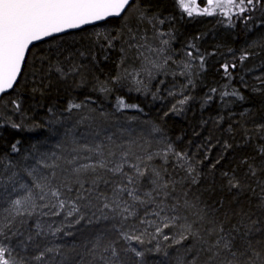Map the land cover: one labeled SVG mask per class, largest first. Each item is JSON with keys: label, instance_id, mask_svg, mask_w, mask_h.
Listing matches in <instances>:
<instances>
[{"label": "trees", "instance_id": "1", "mask_svg": "<svg viewBox=\"0 0 264 264\" xmlns=\"http://www.w3.org/2000/svg\"><path fill=\"white\" fill-rule=\"evenodd\" d=\"M173 2L139 0L138 5L150 14L170 17L172 21L169 28L176 43L194 52L199 65V56H205L204 69L196 71L188 110L184 115L178 116L159 108L151 110L148 104L139 99H125L127 104L139 105V108L127 110L149 120L161 130L163 137L176 151L186 152L190 158L189 164L184 163V167H179L178 161L171 164L164 171L163 178L170 185L172 194L180 195L178 209L182 214L179 216L185 217L188 223L196 222L197 225L193 224V227L197 233H191L192 239H184L179 243L170 240L161 242L155 257L161 261L160 264H175L176 257H184L176 264L255 263L257 257L260 261L264 258V207H261L264 204V156L259 153V148L264 147V127H260L264 125V38H261L264 35V6L246 13L250 17L247 21L233 16L230 26L227 18L222 16L189 17L178 12ZM133 4H136L135 0ZM106 22L116 27L120 18ZM88 30L89 27L32 46L18 84L4 96L16 97L24 103L33 99V103L55 105L58 109L67 106L70 96L67 95L68 92L61 90L56 78H51L49 82L44 79L36 86H30L28 82L21 80L24 75L26 78L29 76L32 66H36L34 69L38 72L41 69L42 73L47 71V64L44 62L33 65L36 57L47 58L48 62L54 64L58 56L54 53L57 50L61 55L60 60L64 59L66 51L79 47L84 50L81 37ZM250 42L253 44L250 45ZM190 45H195V48ZM45 47L50 51H45ZM89 50L90 48H85L84 51ZM244 52H248L249 56L241 62L239 57ZM99 60L100 64L93 66L94 68L89 66L92 72H88L94 76H98L100 72L102 74L99 75H112L115 58L111 56L107 62ZM225 63L236 65L234 69L230 68V77L224 74L221 67ZM213 88L217 89L216 93H211ZM233 90L239 91L245 99L240 101L233 96L222 98V93H231ZM207 95H212L213 99L205 104ZM17 135V131L13 129L4 130L0 137V151L11 149L13 143L20 141ZM225 143L231 147L225 148ZM189 165L195 168L192 176L186 171ZM252 170L255 175H252ZM224 173H228L227 178ZM231 178H234L233 182H240V188H229L228 181ZM193 179L196 180L195 183L192 182ZM81 196L89 199L86 192L82 193L78 186L73 185V191L67 194L65 204L69 207L71 201L79 209L68 221L64 222L62 216L66 211L61 210V216L54 215L50 222L41 221L36 230H23L18 243L24 251L22 254L25 261L38 264L32 260L38 250L58 248V252L47 254L45 264H105V261L112 264L111 253L105 254L103 248L116 241L118 231L113 230L109 223L97 220L98 217L91 219V210L98 211L101 206L100 198L86 200ZM186 201L190 207L192 205L196 208V218H192L190 211L193 207H186ZM86 215L89 217L86 218ZM83 217L86 219L80 221ZM77 218L79 222L75 223ZM253 221L256 223L253 224ZM60 223L69 226L61 232L55 231L59 229L56 226ZM221 226L224 228L223 232L219 231ZM29 236L33 237L31 241L27 239ZM221 236L231 241L230 248H225L223 243L217 246L216 242ZM97 244L99 247H94ZM118 251L123 264H127L128 258L124 251ZM102 255L104 260H101ZM154 261L156 263V259ZM143 264L150 263L145 261Z\"/></svg>", "mask_w": 264, "mask_h": 264}, {"label": "rangeland", "instance_id": "2", "mask_svg": "<svg viewBox=\"0 0 264 264\" xmlns=\"http://www.w3.org/2000/svg\"><path fill=\"white\" fill-rule=\"evenodd\" d=\"M173 4L174 8L181 12L174 2ZM197 4L200 8L206 7L207 0H197ZM137 7L144 10L140 5L133 4L128 13L127 23L121 17L116 27L108 25L107 22L89 27V30L81 37L84 50L90 48L89 51L86 52L80 47L72 49L66 51L64 59L61 60L58 51L55 61H61L66 70L74 65L77 66L79 68L78 73L70 74L66 79L61 80L52 72L41 79L44 73L38 72L34 69L36 66H32L33 69H31L29 76L27 78L25 75L23 76L21 82H28L30 86H36L44 79L49 82L51 78H56L61 90L68 92L67 95L70 96V100L77 103L87 100V103L80 109H74L71 113H68L65 111L67 106L58 109V106L55 105L45 106L42 103H33L34 100L31 99L27 103L19 100L22 107L17 112L12 104L13 100H17L16 97L4 96L0 99V137L4 130L10 128L17 131V138H20L18 153H13L11 149L0 151V223H7L11 219L13 225L11 232L20 234L12 241L14 251L11 256L17 264H29L27 260V262L24 260L22 254L24 251L18 243L24 229L35 228L36 230V227H40L41 221L50 222L54 215L56 217L61 216V210L66 211V214L62 216L64 222L68 221L70 219L68 213L72 211L73 205L75 207L77 205L76 203H70L69 207H66L65 204L64 208H60L59 201L52 197L50 193L41 201L38 196L42 193L34 189L33 191L37 197L36 208L35 210L31 207L28 208L32 215L29 216L27 213L23 216L14 215L9 208V204L10 200L17 198V196L15 193L9 196V192L15 186L23 194L22 190L19 189V185L21 183H31V178L24 172L25 168H35L34 174L37 178L44 176L51 178L52 173L55 172L56 176L52 180L51 186L60 187L61 198L64 200L67 199V194H71L72 191L69 192L67 187H61V185H67L72 189L73 185L78 186L82 193H87L89 199L83 196L86 200L100 198L101 206H99L98 211L91 210L93 213L91 219L98 217L97 220L109 223L115 231L122 229L131 234L142 236L143 244L136 241L130 242L137 250L145 253L142 258H137L130 251H124L129 242L116 239V247H118V250L122 249L128 258L127 264H137L139 260H143V263L146 261L150 264H160L161 261L157 260L158 258L155 256L157 255L156 248L159 246L160 250L161 242L164 243L168 240L174 243L177 240L181 242L180 237L182 235H186L187 239H192V234L197 233L193 227L196 222L188 223L185 217L179 216L182 214L181 210L178 209L180 195L172 194V191L169 190L170 185L167 189L168 196L166 198L161 192V196L156 197L153 203L145 204L142 207L137 205V215L127 220H122L121 216H118L112 207L104 208L105 203L114 207L115 203L120 202L116 199L115 189L118 185L122 186L127 183V176H134L135 170L127 165L123 169L127 176L113 174L107 168H97L95 172L89 170L87 173L81 174L79 182L73 183V180H76V176L72 173L73 167L90 161L103 160L108 168H112L122 162L123 153L126 152L128 153L129 164H138L142 170H148L147 175L138 179L135 185H129V187H136L143 197L144 193L152 191V170L160 171L161 183H164V171L168 170L171 164L174 165L177 162L176 157L171 154L165 162L163 153L170 143L163 137L161 130L149 120L138 117L134 111L127 110V108L117 111V98L123 97L125 100L131 97L133 100L139 99L148 104L151 110L159 108L164 112L170 111L172 106L177 104L184 96L191 97L195 86L196 71L200 69V65L194 52L191 51L193 56L189 57L187 55L189 50L180 47L176 43L173 32L169 28L172 21L170 17L167 15L156 16L146 10V15L151 19V22L148 20L141 22L137 19ZM215 16L222 15L217 14L209 17ZM161 20H163V23H160ZM97 33L100 35L98 36ZM161 33L163 35H160ZM133 35L135 39L132 38ZM113 36H118L119 39L113 40L112 47L109 48L108 40ZM261 38H264V35ZM163 40H167L168 44H162ZM249 44L253 43L250 42ZM48 47L51 48V46ZM49 48L45 47V51H50ZM161 48L164 49L162 53L159 51ZM152 49H157V51L154 52ZM80 52H84L86 55L81 57ZM93 55L96 57L95 60L92 59ZM111 56L115 58V69L112 75L109 73L104 74V76L99 75L102 74L100 72L98 76H94V74L88 72L91 71V68L100 64L99 58L102 62H107ZM105 57L107 58L105 59ZM166 58H169L167 63H165ZM35 59L33 65L37 62L41 65L44 62L47 64L46 70H48L51 61L48 62L42 57H36ZM150 62L161 64L163 67L156 70L152 68ZM185 63L191 64V67L187 70L184 68ZM148 69H151L152 76H149ZM182 71H186L188 75H180ZM118 75L121 76V80L114 82L113 78ZM133 78L142 81V83L137 84ZM189 80L192 81L191 85L184 87ZM100 82H104L111 90L108 92L99 91ZM138 87L141 89L140 91L136 90ZM170 92L175 93V95H169ZM190 102L191 99L183 106L178 105L182 109L178 113L172 111L170 113L178 116L184 115ZM49 109H52V111L50 112ZM229 114H232V112H229ZM12 123L21 124L22 127L14 129L11 127ZM37 125L40 127H36ZM85 144L90 148L100 145L103 155L99 156L94 152L84 150L83 145ZM109 153H113V155H109ZM74 156L77 157L76 161L73 165H69L67 161ZM148 157H152V159L149 160ZM41 158L46 163L55 165V167L43 168L37 165L36 161ZM186 163L189 164V161H186ZM13 176L14 180H10V177ZM94 181L95 183H93ZM80 183H83V188L80 187ZM162 199L164 200L163 207L166 209L164 215L169 218L178 217V220L173 226L165 228L162 234H157L155 232L156 226H162L160 218L145 215V213L151 214L158 210ZM120 200L131 203L126 194H123ZM173 205L176 206L175 210H172ZM192 207L191 205L190 208ZM77 208L79 209L78 206ZM57 213L59 214L57 215ZM190 213L193 215L192 218L197 217L196 208L193 207ZM88 217L86 215V218ZM86 218L83 217L80 221H84ZM78 219L74 220L75 223ZM142 219L145 221L144 223H141ZM149 220H155L156 224L149 225L147 223ZM189 224L192 225L191 235L186 231V225ZM67 226L69 224L61 225L60 223L56 227L61 232ZM11 232L8 234L10 235ZM164 236H168L169 239L165 240ZM154 259H156V263ZM181 259H184V257L180 259L176 257V263ZM256 259L255 263L249 264H264V258L261 261L259 257ZM231 264H235V262Z\"/></svg>", "mask_w": 264, "mask_h": 264}, {"label": "snow or ice", "instance_id": "3", "mask_svg": "<svg viewBox=\"0 0 264 264\" xmlns=\"http://www.w3.org/2000/svg\"><path fill=\"white\" fill-rule=\"evenodd\" d=\"M134 0H0V94L7 93L9 90H14L15 86L18 84V77L22 74V66L26 63V53L30 51V46H34V42H42L48 38L55 39L57 34L67 33L68 30L71 29H79L83 25L92 24L98 21H104L110 17L123 18L124 22L127 23L129 16V10L133 7ZM136 4H139V0H135ZM174 3L178 7V9L182 13H186L189 17L201 16V15H222L227 18L229 25L231 26L233 23V16H239L245 21H247L250 17L246 15L251 11H254L258 6H264V0H207V6L200 8L197 4V0H174ZM235 10V11H234ZM136 11L138 12L137 19L141 22L144 20H148L151 22V19L146 15V9L141 10L137 7ZM163 23V20L160 21ZM131 31V29H129ZM99 36L100 34L97 33ZM160 35H163L161 33ZM135 39V36L132 37ZM119 39L118 36H113L108 40V47H112V41ZM162 44H168L167 40H163ZM63 46L61 45V48ZM143 47V46H141ZM190 47L195 48V45H190ZM152 51H157V49H152ZM162 53L164 51L163 48L159 49ZM198 51V49H197ZM58 55V50L56 53ZM86 53L80 52V56L84 57ZM143 55V53H141ZM189 57L193 56V53L189 51L187 53ZM249 56L248 52H244L240 57V61L243 62ZM107 57H105L106 59ZM46 60L47 58H42ZM92 59L95 60L96 57L93 55ZM167 59H165V63H167ZM200 68L204 69L205 56H199ZM152 64V68L156 70H160L163 65L157 64L155 62H150ZM191 64L185 63V70L189 69ZM224 74L226 76H231L230 68L234 69L236 65L234 63L229 64L225 63L221 65ZM42 71V69L40 70ZM79 68L77 66H72L67 70L63 66V63L59 60L54 65H49L47 72H44L41 79L44 76L54 72L57 77L61 80L66 79L70 74L78 73ZM149 76H152L151 69H148ZM180 75L185 76L188 75L186 71H182ZM135 80V78H133ZM121 80V76H116L113 78L114 82H119ZM137 84L142 83L140 80H135ZM192 81L189 80L188 84L184 87H188L191 85ZM109 89L104 82L99 83V91L108 92ZM140 91L141 89L138 87L136 89ZM35 91V89H33ZM217 89H211V93H216ZM155 96V94H153ZM169 95H175V93L170 92ZM222 98L226 96H233L236 100H244L245 97L237 90H233L231 93L224 92L221 94ZM190 99V96H184L180 99L177 104L172 106L170 111L179 112L182 109L179 106L185 105ZM213 99L212 95H207L205 98V104L210 102ZM87 103V100L77 103L70 100L67 103V107L65 109L66 112L71 113L74 109H80L84 104ZM12 104L17 112L21 110V102L19 100H13ZM203 106V105H202ZM126 108H139V105L135 104H127L123 97L117 98V111ZM51 112L52 109H49ZM168 113H165L167 115ZM11 127L14 129H20L22 127L21 124L12 123ZM36 127H40L37 125ZM260 127H264L261 125ZM155 131V130H154ZM19 141L13 143L11 145V151L13 153H18ZM231 145L225 143V148H229ZM84 150L89 152H94L99 156L103 155L100 145H96L95 148H90L87 144L83 145ZM259 153L261 156H264V147L259 148ZM169 154L176 157L179 167H184V163L186 161H190V158L186 152L176 151L171 144H168L166 149L164 150V158L165 162H167ZM109 155H113V153H109ZM128 153H123L122 162L115 167L108 168V165L103 160H96L94 162L90 161L89 163L80 164L79 166H75L72 168V173L76 176V180H73V183L79 182V176L83 173H87L89 170L95 172L97 168H107L108 171L113 174H124L127 176V173L123 172L125 165L129 168L134 169V176H127V183L122 186L118 185L115 189L117 202L114 207L111 204L105 203L103 205L104 208H113V211L116 212L118 216H121L122 220H127L129 218L135 217L137 215V205L141 207L145 204H151L154 202L156 197L161 196V192H163L164 197L168 196V182L161 183L162 176L159 170H152V191L144 193L143 197L139 194V191L136 187H129V185H135L137 180L143 178L147 175L148 170H142L140 165L138 164H129L128 163ZM77 157H73L71 160H68L67 163L69 165H73L76 161ZM149 160L152 157H148ZM207 159V156H205ZM219 163V161H217ZM37 165H40L43 168H52L55 165H50L45 162L43 158L36 161ZM36 171L35 168H25L24 172L28 177L31 178L30 184L21 183L19 185L18 191L15 186L11 188V192H9V196L13 193L16 194L17 198L11 199L9 208L11 212L16 216H23L25 213L27 215H32V212L28 211V208L31 207L33 210L36 208V195L34 193V189L39 190L41 195L38 196L39 200H44L45 196L50 193L52 197H55L59 201V207H65V200L61 198V190L60 187H52V180L55 178L56 173L53 172L50 177H40L34 174ZM186 171L189 176L195 172V168L192 166H188ZM255 171L252 170V175H255ZM226 178L228 177V173L223 174ZM15 176V174H14ZM14 176L10 177V180H14ZM135 177V178H134ZM234 178L229 179V188L230 189H238L240 188V182ZM196 182L195 179L192 181ZM95 183V181L93 182ZM61 187H67L69 192L73 191L71 187L67 185H61ZM80 187L83 188V183H80ZM90 191V190H89ZM123 194H126L131 203L127 201H121L120 198ZM80 198H83L82 196ZM71 203V201H69ZM123 204V206H121ZM164 200L162 199L160 202V206H158V210L153 213H145V215H153L160 218V222L162 226L157 225L155 228V232L157 234H162L165 228L173 226L175 222L178 220V217H171L164 215L166 212L165 207H163ZM186 207H190L187 201L185 202ZM264 207V204L261 205ZM176 206L173 205V209L175 210ZM78 208L73 205L72 211L68 213L69 216L73 215L74 212H77ZM59 213H57L58 215ZM107 219V217H105ZM79 221H77L78 223ZM145 221L142 219L141 223ZM149 225L156 224L155 220L147 221ZM253 224L256 222L253 221ZM12 220L9 219L7 223H0V264H17L14 258H12L11 254L14 251L12 246V241L18 237L20 234L18 232H11L12 228ZM192 225H186V231L191 234ZM59 231V229H56ZM220 232L224 231L223 226L219 229ZM11 232L9 235L8 233ZM40 233L37 232V235ZM186 235H182L180 240L187 239ZM29 241L33 239V237L29 236L27 238ZM165 240H168V236H164ZM117 240H123L128 243V247L124 249L125 252H132L137 258L144 257L145 253L143 251L137 250L135 246H133L130 242L136 241L139 244H143L144 241L142 236L131 234L130 232H126L122 229L118 230ZM177 240L175 243H179ZM217 246L223 243L225 248H230L231 241L226 240L225 237L221 236L219 240H217ZM21 245H24L23 241H20ZM94 247H99V244L94 245ZM59 249L53 248H45L43 251L38 250L37 254L32 257V260L38 262V264H45V258L47 254L58 252ZM156 251H159V246H157ZM103 252L105 254L111 253L112 264H123L120 259V252L116 247V241H112L107 246L103 248ZM235 255V254H233ZM256 255H259L256 253ZM101 260H104V256H101ZM105 264H108L105 261ZM137 264H143V260H139Z\"/></svg>", "mask_w": 264, "mask_h": 264}, {"label": "water", "instance_id": "4", "mask_svg": "<svg viewBox=\"0 0 264 264\" xmlns=\"http://www.w3.org/2000/svg\"><path fill=\"white\" fill-rule=\"evenodd\" d=\"M110 19H116V17H110V18H108V19H106V20H104V21H98V22H94V23H92V24L83 25V26H81V28H79V29H71V30H68L67 33H70V32H76V31L82 30V29H84V28L92 27V26H95V25H98V24L104 23V22H106V21H108V20H110ZM67 33L57 34V36H62V35L67 34ZM57 36H56V37H57ZM49 39H50V38H48V39H46V40H49ZM46 40H44V41H46ZM44 41H42V42H44ZM38 43H41V42H34V45H35V44H38ZM31 47H32V46H30V48H31ZM27 55H28V53H26V57H27ZM23 66H24V65H23ZM23 66H22V70H23ZM19 77H20V76H19ZM19 77H18V80H19ZM10 91H11V90H9L7 93L0 94V99H1L5 94H8Z\"/></svg>", "mask_w": 264, "mask_h": 264}]
</instances>
